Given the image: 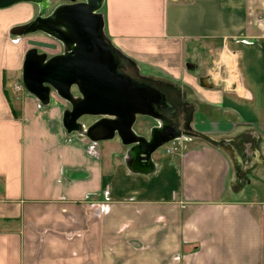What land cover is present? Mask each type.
<instances>
[{"label":"crops","instance_id":"crops-1","mask_svg":"<svg viewBox=\"0 0 264 264\" xmlns=\"http://www.w3.org/2000/svg\"><path fill=\"white\" fill-rule=\"evenodd\" d=\"M105 1L114 49L176 91L182 137L150 162L151 121L137 149L70 131L56 93L14 91L21 18L0 10V264H264V0Z\"/></svg>","mask_w":264,"mask_h":264},{"label":"water","instance_id":"water-1","mask_svg":"<svg viewBox=\"0 0 264 264\" xmlns=\"http://www.w3.org/2000/svg\"><path fill=\"white\" fill-rule=\"evenodd\" d=\"M103 2L85 0L62 5L50 17H39L38 28L34 30V23L14 29L15 33L23 31L22 34L44 32L65 48L63 54L50 59L35 48L28 50L23 61V87L43 104H49L51 94L56 93L72 106L64 115V124L70 131H80L93 140L113 138L117 134L124 145H133L136 149L145 147L147 141L135 132L134 126L139 116L163 119L154 107V103L161 100V94L135 84L130 76L116 71L112 45L106 38L103 14L99 12ZM22 3L38 5L43 11L49 8L48 0H0V10ZM83 117L104 119L85 129L79 123ZM161 133L167 137L158 142ZM181 137V132L171 122L165 130L152 129L148 143L151 146L142 158L151 162L153 153L160 147Z\"/></svg>","mask_w":264,"mask_h":264},{"label":"flooded vegetation","instance_id":"flooded-vegetation-1","mask_svg":"<svg viewBox=\"0 0 264 264\" xmlns=\"http://www.w3.org/2000/svg\"><path fill=\"white\" fill-rule=\"evenodd\" d=\"M83 1H85V0H64V2L58 4L53 9L51 8L52 6L49 2V8L46 11H43L42 7L37 5L38 6V15L36 17H34V19L33 18L30 19L26 24L34 23L33 24L34 26H32V28H33L32 30H34V29L38 28L37 27V20L39 19V17H42V18L50 17L53 14V12L58 7H60L62 5H74V4L82 3ZM42 13H44V14L42 15ZM23 25H25V24H23ZM37 32H41V31H37ZM37 32H32V33L29 32V34H34ZM41 33L48 35L44 32H41ZM48 36L50 39H53V37H51L50 35H48ZM58 44H60V46L62 47V51L58 54H55L54 56L63 54L65 51L64 45L60 42H58ZM111 50L115 56V64H116V71L117 72L125 73L126 75L131 77L132 81L135 84H137L141 87H145L147 89H154L161 94V100L158 103H154V107L156 109V112H158L159 114L162 115L163 119H152L151 118L150 120L153 123L154 127H152L150 130L155 129L156 127H161L162 130H165V127L167 126V124L169 122L176 124L177 115L179 113L178 107L176 105V102H177L176 97H175L176 91L168 88L166 85L163 84V82H159L158 80H154L151 78L150 79L144 78L143 76H141L139 74V71L137 70V68L131 62L127 61L118 51H116V49L111 48ZM38 53H39V51H38ZM39 54H43V53H39ZM47 56H48V54H47ZM52 57L53 56H48V59H50ZM22 72H23V70H22ZM153 99H155V97H153ZM67 106H68V109L71 111L72 106H70L68 103H67ZM80 120H79V123H81ZM166 137H167L166 134L161 133L160 136L157 137V141L158 140L161 141Z\"/></svg>","mask_w":264,"mask_h":264},{"label":"rangeland","instance_id":"rangeland-1","mask_svg":"<svg viewBox=\"0 0 264 264\" xmlns=\"http://www.w3.org/2000/svg\"><path fill=\"white\" fill-rule=\"evenodd\" d=\"M50 4H51V8H55L58 4L64 2V0H49ZM106 9V1L104 0L103 2V6L101 8V10L99 11L100 13H103ZM5 11V12H4ZM3 12V15L1 16V19L4 20V22H7L12 15H15V18L17 15H20L21 20L16 22L15 24H11L7 27V33L9 34V30L10 28L15 25L16 27H19L23 24H26L30 19H34V17H36L38 15V6L35 4H19L15 7H12L11 9H5ZM14 27V26H13ZM14 28V29H15ZM13 29V28H12ZM14 29L12 30V38L16 39L17 42L20 44L19 46H21L22 49V60H21V67L19 68V70L17 71L16 75L13 78V81L15 82L14 84V91H17L15 89L16 85L18 86H23L22 83V70H23V61H24V56L26 54V52L32 48H36L38 49L39 53H47L48 56H54L55 54H58L62 51V47L60 46V44H58V42L54 39H50L48 35H45L41 32H37L34 34H22L24 33L22 31H20V33H15ZM210 58V57H209ZM212 58H217V55H213ZM216 60V59H215ZM208 66L212 67L211 64V59ZM21 92H27L25 90V88H22ZM20 91H17L16 93H21ZM11 96L13 97V101L15 100V96L14 94H11ZM14 103H17L16 101H14ZM91 118L88 117H83L80 122L83 124V122H85L86 120H90ZM151 118H146V117H142L139 116L137 118V123L135 124L134 129H139V127H142L146 124H148V122H150ZM118 139V138H117ZM120 141V140H119ZM171 143H169L168 145H166L167 147L170 146ZM165 147L160 148L159 151H164L165 152ZM158 152V151H157Z\"/></svg>","mask_w":264,"mask_h":264},{"label":"built area","instance_id":"built-area-1","mask_svg":"<svg viewBox=\"0 0 264 264\" xmlns=\"http://www.w3.org/2000/svg\"><path fill=\"white\" fill-rule=\"evenodd\" d=\"M22 88H23V86H18V85H16V87H15V89L17 90V91H21L22 90Z\"/></svg>","mask_w":264,"mask_h":264},{"label":"trees","instance_id":"trees-1","mask_svg":"<svg viewBox=\"0 0 264 264\" xmlns=\"http://www.w3.org/2000/svg\"><path fill=\"white\" fill-rule=\"evenodd\" d=\"M112 48H114V47L112 46Z\"/></svg>","mask_w":264,"mask_h":264}]
</instances>
